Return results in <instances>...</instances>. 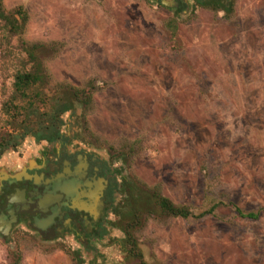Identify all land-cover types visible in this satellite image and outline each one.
<instances>
[{
	"label": "rangeland",
	"instance_id": "1",
	"mask_svg": "<svg viewBox=\"0 0 264 264\" xmlns=\"http://www.w3.org/2000/svg\"><path fill=\"white\" fill-rule=\"evenodd\" d=\"M232 1V0H228ZM29 15L23 33H11L0 15V134L23 129L31 107L11 104L15 76L31 64L23 44H63L51 59L40 53L56 82L82 87L94 79V108L84 127L116 152L133 179L161 185L176 204L195 213L213 197H229L258 220L229 208L218 217L153 219L135 234L146 264H264V0H235L224 12L196 7L190 16L151 0H3ZM177 14V35L166 24ZM47 98L50 87H36ZM40 113L44 102L33 101ZM36 117L32 115V121ZM87 131V129H86ZM88 133V132H87ZM137 144L132 156L126 145ZM212 185V184H211ZM118 239L123 237L117 231ZM74 264L68 253L43 245L0 243V264ZM116 264H137L120 250Z\"/></svg>",
	"mask_w": 264,
	"mask_h": 264
},
{
	"label": "flooded vegetation",
	"instance_id": "2",
	"mask_svg": "<svg viewBox=\"0 0 264 264\" xmlns=\"http://www.w3.org/2000/svg\"><path fill=\"white\" fill-rule=\"evenodd\" d=\"M202 1L172 0V11L188 17ZM43 115L55 119L0 134V243L55 248L74 264H116L145 193L122 158L87 133L82 107Z\"/></svg>",
	"mask_w": 264,
	"mask_h": 264
},
{
	"label": "trees",
	"instance_id": "3",
	"mask_svg": "<svg viewBox=\"0 0 264 264\" xmlns=\"http://www.w3.org/2000/svg\"><path fill=\"white\" fill-rule=\"evenodd\" d=\"M200 7L214 12L215 15H219L224 12L226 19H231L235 12V0H203L200 3ZM0 15L6 20L9 31L11 33H23L29 21V15L22 5L15 7L8 11L6 10L3 0H0ZM177 14L167 22L166 27L170 32L172 38H176L177 35ZM23 51L27 55V62L31 64V68L28 71H23L15 76L13 83L14 94L12 96L11 104H15L16 101L26 102L31 107L30 115H27L26 121H24V127L30 128L33 124L40 127L42 126V120L53 121L55 118L52 115H43L39 109L33 107V101L44 102L48 104L47 113H63L74 105L82 107L85 113H89L94 108V94L97 92L98 87L94 79H88L82 87H77L66 82H56L52 76L47 72L44 67V62L40 57V53L48 52L51 59L55 58L60 50L63 48V44L59 42L44 43L36 41L32 43L23 44ZM50 87L55 92L51 98H47L46 93L37 91L34 94V99L28 94L29 90H33L36 87ZM32 115L36 117L35 123L32 124ZM32 124V125H31ZM86 129L88 134L97 139V137L90 131L88 123H86ZM13 136H8V139ZM14 140V139H13ZM10 142V141H8ZM13 142V141H11ZM126 149L133 156L138 152L137 144H128ZM218 177L211 179L208 178L210 184L205 193L206 208L203 211L195 213V211L189 205L176 204L170 198L166 197L162 192L161 185H155L148 187L144 183L135 179L142 190L145 193L139 202L135 205L134 209V223L128 227L125 231L123 239L124 248L129 257L134 258L137 264H146L142 252L138 245V237L136 236L135 228L137 224H142L144 219H153L159 225H166L172 219L180 218L184 220L188 219H201L206 216H213L221 218L217 215L219 208H229L234 216L240 219L258 220L262 215V210L246 211L239 207L229 197H213L211 190L214 188L212 181ZM212 184V185H211ZM20 256L11 259V264H20ZM78 264H83L82 262Z\"/></svg>",
	"mask_w": 264,
	"mask_h": 264
},
{
	"label": "water",
	"instance_id": "4",
	"mask_svg": "<svg viewBox=\"0 0 264 264\" xmlns=\"http://www.w3.org/2000/svg\"><path fill=\"white\" fill-rule=\"evenodd\" d=\"M172 0H163L162 6L170 9H174L173 5H171Z\"/></svg>",
	"mask_w": 264,
	"mask_h": 264
}]
</instances>
